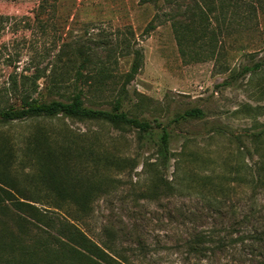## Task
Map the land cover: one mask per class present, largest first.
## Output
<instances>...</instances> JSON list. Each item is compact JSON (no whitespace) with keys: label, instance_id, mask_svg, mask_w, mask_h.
I'll return each instance as SVG.
<instances>
[{"label":"rangeland","instance_id":"rangeland-1","mask_svg":"<svg viewBox=\"0 0 264 264\" xmlns=\"http://www.w3.org/2000/svg\"><path fill=\"white\" fill-rule=\"evenodd\" d=\"M175 22L185 34L182 42ZM82 52L90 55L80 68L84 84L76 78ZM135 61L138 71L121 92ZM79 84L89 107L109 110L121 94L129 116L150 121L155 131L158 123L168 125L174 155L166 168L144 167L157 159L153 142L129 125L103 119L57 115L0 122V196L6 197L2 188L14 192L11 183L23 194L15 197L37 200L30 203L42 213L26 216L25 237L39 236L46 225L42 215L54 210L36 199L56 195L50 178L72 176L83 179L73 193H91L100 181L104 187L95 191L82 226L90 236L98 239L111 225L127 254L140 236L149 244L161 240L143 264H195L172 244L190 226L179 213L200 215L196 224L210 226L219 221L215 211L196 193L172 194L162 185L160 194L151 190L160 175L198 186L207 174L232 178L231 168L251 165L264 153V141L257 153L250 140L264 130V0H0V110L19 107L33 87L34 97L67 101ZM192 108L202 114L172 121ZM101 151L130 161L101 168L95 179L83 168ZM239 181L244 179L234 181L240 184L227 205L244 210V198L255 191ZM256 195L264 216V190ZM8 205L12 213L4 228L19 236L16 209Z\"/></svg>","mask_w":264,"mask_h":264},{"label":"trees","instance_id":"trees-1","mask_svg":"<svg viewBox=\"0 0 264 264\" xmlns=\"http://www.w3.org/2000/svg\"><path fill=\"white\" fill-rule=\"evenodd\" d=\"M204 16L199 15V20H202ZM173 25L179 42H182L185 34L179 29L181 24L175 22ZM180 31L181 35L178 34ZM82 57L76 78L84 84L87 80L80 68H84L86 62L90 61V55L82 52ZM137 71L138 65L135 61L125 75L121 92L125 91V84L134 78ZM74 87L75 90L67 101L54 98L43 100L40 97H34L32 92L36 91V87H33L31 93L24 92L19 107L9 106L0 110V122L62 115L81 120L103 119L107 122L126 124L134 128L140 138H145L154 144L157 159L152 163L144 164V167L156 165H159L161 169L167 167V162L174 155L169 150L171 134L168 125L163 126L158 123L156 126L159 129L155 131L150 121L129 116L122 109L124 95L121 94L114 99L109 110L89 107L84 103L83 86L79 84ZM201 114L200 109L192 108L177 115L172 121L178 122ZM250 140L257 142L255 151L258 153V144L264 141V130L250 134ZM259 154L258 160L251 165H236L231 168L229 175H232V178H225L227 176L214 173L207 174L199 178L200 185L198 186V184L190 185L187 182L185 184L184 178L168 180L160 175L158 182L153 185L151 191L155 195L161 193L158 190L161 185L172 194L184 190L196 193L207 209L215 211L216 219L219 221L210 226L196 224L199 217L202 218L200 215L192 212L187 215L179 213L184 219L188 217L190 226L185 231L177 232L178 234L171 238L172 244L175 249L181 248L182 253L192 259L195 264L203 261H217L218 264H264V216L259 215L260 204L256 195L258 189L264 190V153ZM127 161L130 160L111 158L106 155L105 151L96 152L83 168V173L96 179L97 174L102 172L101 168H107L109 165L117 168L120 165L123 167ZM241 170H246L247 173ZM68 177L62 181L51 177V185L48 187L56 195L36 198L38 202L47 203L54 210L48 215L46 213L42 215L46 220V225L41 228L40 235L33 238L25 237L27 233L21 225L28 223V215L42 214L30 203L37 202V200L27 196L15 197L16 191L23 194L16 190L10 182L8 187L14 190L13 193L2 188L6 197L0 196V223L4 228V218L12 213L7 212L12 209L8 203L12 204V207L16 209L15 223L21 230V235L18 236L16 232L15 234L11 228L0 229V264H136L135 260H138V264H143L141 262L146 259L148 252L159 249L161 240L155 239L154 244H149L140 236L134 240L135 245L128 249L130 254H127L125 249L119 245L117 230L111 225L102 227L98 239L90 236L82 226L90 217V204L96 198L95 191L103 190L104 187H101L102 182L100 181L95 189L91 188V193L79 195L71 191L74 187L77 191L81 186L78 182H82L83 179L72 180V176ZM237 179H244L239 182L245 183L252 191H255L249 197L244 198V205L248 207L244 210H240L242 206L234 203L227 205L231 196L237 194V185L240 184L234 183ZM69 183H75L76 186L69 185ZM237 199L240 200V198ZM230 201L233 202V200ZM70 204L75 205L76 209L71 210ZM226 217L230 219L228 222L224 221Z\"/></svg>","mask_w":264,"mask_h":264}]
</instances>
